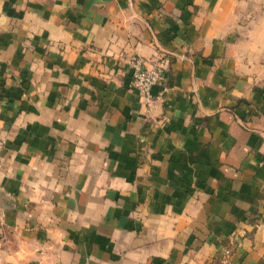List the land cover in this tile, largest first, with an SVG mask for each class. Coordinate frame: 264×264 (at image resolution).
<instances>
[{
    "label": "crops",
    "instance_id": "1",
    "mask_svg": "<svg viewBox=\"0 0 264 264\" xmlns=\"http://www.w3.org/2000/svg\"><path fill=\"white\" fill-rule=\"evenodd\" d=\"M0 140V264H264V0H0Z\"/></svg>",
    "mask_w": 264,
    "mask_h": 264
},
{
    "label": "built area",
    "instance_id": "2",
    "mask_svg": "<svg viewBox=\"0 0 264 264\" xmlns=\"http://www.w3.org/2000/svg\"><path fill=\"white\" fill-rule=\"evenodd\" d=\"M153 63L151 60L140 57H134L129 61L130 85L148 103L152 97L153 86L161 85L165 80L160 66ZM3 147L4 141L0 140V152Z\"/></svg>",
    "mask_w": 264,
    "mask_h": 264
}]
</instances>
